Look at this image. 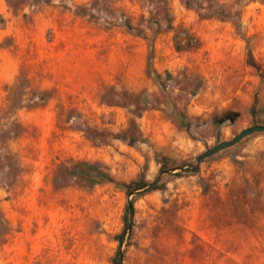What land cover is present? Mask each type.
<instances>
[{"label":"rangeland","instance_id":"obj_1","mask_svg":"<svg viewBox=\"0 0 264 264\" xmlns=\"http://www.w3.org/2000/svg\"><path fill=\"white\" fill-rule=\"evenodd\" d=\"M189 1L196 8L186 0H9L30 22L70 10L90 40V59L78 58L88 67L75 62L73 83L49 87L22 72L0 109V187L35 195L23 209L29 227L40 217L62 226L57 262L114 264L131 198L122 264H264V132L192 170L198 155L264 125V0ZM45 107L54 114L44 133L34 111ZM84 162L113 181L94 183L100 175L89 178ZM27 171L44 179L19 191ZM141 176L144 188L118 184ZM8 230L0 210V245Z\"/></svg>","mask_w":264,"mask_h":264},{"label":"crops","instance_id":"obj_2","mask_svg":"<svg viewBox=\"0 0 264 264\" xmlns=\"http://www.w3.org/2000/svg\"><path fill=\"white\" fill-rule=\"evenodd\" d=\"M60 10L55 8V15L47 11L36 13L30 22L26 21L24 13L10 10L9 0H0V109L7 98V87L13 85L22 72L27 73L33 83L58 87L73 83L75 62L80 64L78 58H84L86 62L90 59V40L86 31L74 27L72 11ZM80 65L84 69L88 63ZM19 112L24 124L28 125L26 116L31 112L26 109ZM34 112L44 117L39 124L42 131L50 130L54 111L45 107ZM44 176L41 171H27L18 178L27 182L43 180ZM19 185L17 190L27 191L29 187L36 190L39 183ZM33 197L35 195L26 199L20 194L13 195L11 189L0 187V210L9 226L0 245V264H71L57 262L61 259L57 252L58 239L63 232L59 231L62 226L56 220L40 217L33 228L29 227L27 221L32 214L26 218L23 209H32ZM86 250H89L88 244Z\"/></svg>","mask_w":264,"mask_h":264},{"label":"trees","instance_id":"obj_3","mask_svg":"<svg viewBox=\"0 0 264 264\" xmlns=\"http://www.w3.org/2000/svg\"><path fill=\"white\" fill-rule=\"evenodd\" d=\"M186 6L189 7V8H196V5L194 6L193 3L190 2L189 0H186ZM214 16L215 15H207V16H205V18L214 17ZM151 59H152V57H151ZM260 112L264 113V109H262ZM84 165L89 167L87 172L85 173L86 175L89 176V178H94V177H96L97 174L100 175L99 179L94 181V183H101V182H104V181H113V179L107 173H105L104 171H101L99 169V166L97 164H89V163H85L84 162ZM192 170L196 172V171H198V167L195 166V167H193ZM118 184H119V186H121V187H123V188H125V189H127L128 191L131 192V190H133V189L144 188L145 186H147L148 183H147L145 177L141 176L140 179L138 181H136V182L118 183ZM157 188H158L157 184H155L152 187V189H157ZM133 210H134V206H133ZM127 233H128V231H127V224H126L124 229H123V231L116 236V240L118 241L119 246H118L117 253H116L115 257H114V264H118L120 250H121L122 246L125 243V239H126Z\"/></svg>","mask_w":264,"mask_h":264},{"label":"water","instance_id":"obj_4","mask_svg":"<svg viewBox=\"0 0 264 264\" xmlns=\"http://www.w3.org/2000/svg\"><path fill=\"white\" fill-rule=\"evenodd\" d=\"M255 131H262L264 132V125L261 124H255L252 125L251 127H248L246 129H243L240 133H238L233 139L228 140V141H223L221 143H218L217 145L213 146L212 148L208 149L207 151L203 152L202 154L198 155L196 158V166H198L205 158L215 154L216 152L225 149L227 147H230L234 144H236L238 141H240L243 137H245L246 135L255 132ZM165 173H169V171H164L161 172L158 177L152 181L147 188H152L154 186V184L160 179V177L165 174ZM139 191H136L134 193H137ZM134 193H130V195L134 194ZM128 210H129V222L127 225V231H130L133 225V217H134V211H133V203L131 198L128 199ZM123 262V249L121 248L120 250V254H119V259H118V264H122Z\"/></svg>","mask_w":264,"mask_h":264}]
</instances>
